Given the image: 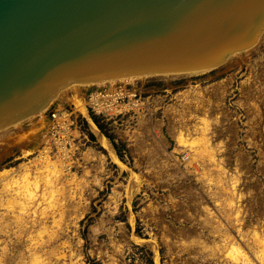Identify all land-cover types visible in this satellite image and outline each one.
<instances>
[{"label": "rangeland", "instance_id": "1", "mask_svg": "<svg viewBox=\"0 0 264 264\" xmlns=\"http://www.w3.org/2000/svg\"><path fill=\"white\" fill-rule=\"evenodd\" d=\"M263 68L264 29L252 46L210 69L140 75L68 90L80 93L92 124L71 99L59 96L46 109L67 110L69 128L61 137L47 132L46 109L1 128L0 170L9 167L11 173L0 177V256L4 258L0 264H20L19 258L28 260L37 254L44 256L45 264L232 262L222 247L231 238L224 241L223 234L206 233L210 225L203 220L209 219L221 231L227 229L244 245L234 229L238 223L230 224L233 216L230 220L225 215L228 193L220 183L206 180L209 172L215 175V164L179 144L173 134L183 125L191 134H199L197 125L206 111L213 120L211 146H219L215 156H222L226 167L223 185L231 174L241 172L237 190H253L239 201L245 204L257 195L255 181L264 190L260 132L250 139L249 127L255 123L253 111H264ZM95 90H102L104 96L100 105L91 107L89 93ZM95 128L108 138L114 153L103 146ZM219 140L224 144L219 145ZM239 153L244 158H237ZM46 160L56 168L49 173L51 185L44 182ZM26 172L30 180L38 178L32 198L14 194L15 186L3 185L10 175L19 179ZM257 220L252 224L259 228ZM43 228L47 231L39 237ZM190 231H200V239L191 240Z\"/></svg>", "mask_w": 264, "mask_h": 264}, {"label": "water", "instance_id": "2", "mask_svg": "<svg viewBox=\"0 0 264 264\" xmlns=\"http://www.w3.org/2000/svg\"><path fill=\"white\" fill-rule=\"evenodd\" d=\"M263 29L264 0H0V129L73 83L216 67Z\"/></svg>", "mask_w": 264, "mask_h": 264}, {"label": "bare ground", "instance_id": "3", "mask_svg": "<svg viewBox=\"0 0 264 264\" xmlns=\"http://www.w3.org/2000/svg\"><path fill=\"white\" fill-rule=\"evenodd\" d=\"M260 35V34H259ZM208 69V68H207ZM210 69V68H209ZM264 69V68H263ZM194 71V70H193ZM201 71V70H200ZM199 71V72H200ZM184 72H188V71H184ZM264 72V71H263ZM262 72V74H263ZM171 73H175V72H171ZM193 73V72H192ZM144 75H149V74H144ZM143 75V76H144ZM163 75V74H162ZM140 75H130V76H123V77H116V78H108V79H103V80H96V81H87V82H77V83H73L71 85H68L66 86L63 90H61L59 92V94H57V96L55 97L58 98L59 96L62 97V95H64L65 97L71 99L72 103L75 105V107L81 112L83 113L88 119L89 121L90 120V116H88V112L86 110V107H85V104L84 102L82 101V98L79 96L80 93H78L79 95L73 93L74 91H72V93H68V90L72 89V88H78L79 89V86L80 85H84V84H99V83H103V82H115L117 80H125L128 78H134V77H138ZM263 86V85H262ZM260 87V85H259ZM256 90V89H255ZM254 90V92H255ZM78 91V90H77ZM264 91V90H263ZM249 92V91H248ZM252 94V93H251ZM82 96V95H81ZM250 99V98H249ZM68 100V99H67ZM248 100V99H247ZM251 100H254V99H251ZM189 101V100H188ZM202 101V100H201ZM242 102V101H241ZM252 102V101H251ZM257 102V101H256ZM254 101V107H256L257 103ZM204 104V103H203ZM202 104V105H203ZM243 104V103H242ZM249 105V104H248ZM251 105V104H250ZM99 107V106H97ZM96 107V109H97ZM101 107V106H100ZM188 107V106H187ZM206 108V107H205ZM208 108V107H207ZM46 109V107H43L42 109L38 110L37 112L31 114V115H34V114H41L43 113V111ZM100 109V108H99ZM98 109V110H99ZM209 109V108H208ZM189 110V109H188ZM207 110V109H206ZM259 111L258 112H254L253 110V113L251 114L252 117H255V120L254 122L255 123H252L249 127L251 129V137L250 139L252 138V133H257L258 131L261 132L263 131L264 132V120H263V123H261V117L264 118V111L259 110V109H256ZM203 111V110H202ZM208 111V110H207ZM250 110V113L252 112ZM65 111H63V115L65 116ZM200 113V112H199ZM207 112L205 111V114L204 115H201L200 116V122L201 124L197 125L198 129H195L198 130L199 134H191L189 132V130H187L186 126L183 125L181 127H178L176 129H174V136L177 140V142L179 144H182V145H185V146H189L190 149H193V153L196 152L201 158L203 159H206L207 161L209 162H213L215 164V169L217 170L215 175H212L210 172H206L208 173L207 176V179L205 177V179L207 181H209L210 183L211 182H215V183H220V185L222 186V190L225 191L226 193H228V198H226L225 200V203L227 204L228 206V210L225 215L227 218H229L231 220V217L233 216L234 220L233 221H230V224H233V223H238L236 225V229L238 231V236L240 235L241 239H244V245H241V243L234 238V236H231L230 235V232H228L227 229H225V231H221L220 230V227H213V225L211 224V221H209V219H203L205 220L204 221V224H208L210 226H208L207 228V232L208 234H211V235H214L213 233H220V234H223L225 235L224 237V241H227L229 238H231V241H227L225 242L222 247L225 251V255L230 259V262L231 264H257L255 262V260L259 261L260 264H264V190L261 189L260 186H255L256 183L259 184V182H254L253 185V189H257V195L254 194L253 197L251 198H248L247 202H245V204L243 203H240L242 197L244 196H251L252 195V189H248V191L246 193H243L242 191H238L237 190V185L238 183L240 182L241 180V177H240V173L241 172H237L236 174H231V176L228 178V182L225 185L224 184V180L222 179V176L221 174L225 173L226 172V167H224L222 161L223 158L221 156V158H217L215 156V152L216 150H218V144L219 145H223L224 144V140H219L216 144L218 147L217 149H215L213 146H211V143H212V133L210 134V132L212 131L211 130V124H212V119H210L206 114ZM29 115V116H31ZM67 115V113H66ZM43 117V116H42ZM197 117V116H196ZM199 117V116H198ZM217 118H215V121L218 120V114L216 115ZM180 119V118H179ZM183 119V118H182ZM22 120V119H21ZM44 120V119H43ZM196 120V119H195ZM20 121V120H19ZM42 121V120H41ZM184 122V121H183ZM182 122V123H183ZM199 122V121H198ZM15 123V122H14ZM181 123V125H182ZM186 123V122H185ZM91 124H92V121H91ZM196 124V123H195ZM39 125V124H38ZM45 125V124H44ZM43 125V126H44ZM179 126H180V123H179ZM183 127H186L184 130ZM256 127V128H255ZM32 128V127H31ZM190 128V127H189ZM30 129V128H29ZM194 129V131H195ZM96 132L99 133V137L101 138V143L103 144V146L105 148H107L108 150H110L112 152V148L110 147V142L108 140L107 137H105L102 133H100L96 128L95 130ZM191 131V130H190ZM95 132V133H96ZM258 134V133H257ZM263 134V133H262ZM262 136V135H261ZM19 137V136H18ZM21 138V136H20ZM99 138V139H100ZM249 138V137H248ZM259 139V138H258ZM254 141V140H252ZM251 142V141H250ZM264 142V141H263ZM256 144V143H255ZM157 145V144H156ZM251 145V144H250ZM261 149L260 151L261 152H264V143L261 142ZM226 146V145H225ZM156 147V146H154ZM160 147V146H159ZM222 148V147H220ZM224 148V147H223ZM215 149V150H214ZM225 149V148H224ZM221 150V149H220ZM109 152V151H108ZM114 153V152H112ZM195 153V154H196ZM222 154V153H221ZM244 154V153H243ZM189 155V154H188ZM224 155V154H223ZM241 155V156H240ZM115 156V154L113 155V157ZM195 155H192L191 158H194ZM198 156V157H199ZM189 157V156H188ZM46 158V157H45ZM177 158V157H176ZM196 158V157H195ZM237 158H244V155L240 154L237 155ZM198 159V158H197ZM42 160V159H41ZM196 160V159H195ZM238 160V159H237ZM204 161V160H203ZM240 161V160H239ZM62 162V161H61ZM238 162V161H237ZM46 164L45 165V175H48L44 178V182L48 183V184H53V180L51 178V176H49V173L53 172V171H56V168L54 165L50 164V162L48 160H46ZM121 164V163H120ZM205 164V163H204ZM213 164V165H214ZM201 165V163L199 164ZM49 166H52V168H50ZM59 169V168H58ZM210 169V168H209ZM208 169V171H209ZM213 170V169H212ZM41 171V170H40ZM43 171V170H42ZM236 171H238L236 169ZM15 172V171H14ZM204 172V171H203ZM11 173V170L9 169V167L7 169H2L0 170V177H7L9 174ZM58 173V172H57ZM52 174V173H51ZM56 174V173H55ZM228 174V173H227ZM54 175V173H53ZM52 175V176H53ZM58 175V174H57ZM205 175V174H204ZM29 173L26 172L24 174H22L20 176L19 179H17V177H13V175H10L9 176V179H6V181H4V187L5 188H9V186L12 188L15 186V193L18 191L19 194H21L20 192H22L23 194H27L29 197L31 196H34L33 195V191L31 190V188H35L38 186V178H36L34 176V179H31L29 178ZM200 176V175H199ZM264 176V175H263ZM197 178V177H196ZM204 179V178H203ZM206 182V181H205ZM226 182V180H225ZM219 185V184H218ZM219 185V186H220ZM261 185V184H260ZM262 186V185H261ZM216 187V186H215ZM263 187V186H262ZM58 190L57 189H52L51 191L49 192H54ZM221 190V191H222ZM13 191V192H14ZM200 191V190H199ZM210 191V190H209ZM12 192V191H11ZM36 192V191H34ZM217 192V190H216ZM207 193V192H206ZM250 193V195H249ZM18 194V193H17ZM54 194V193H53ZM212 194V193H211ZM215 194V193H214ZM220 194V193H219ZM245 194V195H244ZM13 195V194H11ZM25 195V196H27ZM221 195V194H220ZM226 195V194H224ZM50 196V195H49ZM206 196V195H205ZM219 196V195H218ZM207 197V196H206ZM32 198V197H31ZM35 198V197H34ZM13 199V198H12ZM11 199V200H12ZM51 199V198H50ZM207 199V198H206ZM27 200H30V199H26ZM217 200H219L217 198ZM223 200V199H222ZM238 201V203H237ZM240 201V202H239ZM19 202V201H18ZM21 202V200H20ZM19 202V203H20ZM12 203V202H11ZM194 203V202H193ZM196 203V202H195ZM219 203V202H218ZM22 204V203H21ZM24 204V203H23ZM22 204V207L21 205L19 206L20 209H22L23 206ZM192 204V203H191ZM202 204V203H201ZM225 204V205H226ZM10 204H6V206H9ZM194 205V204H193ZM196 205V204H195ZM233 205L236 206L233 208ZM202 206V205H201ZM8 208H11V207H8ZM210 208V207H209ZM208 209V208H207ZM23 210V209H22ZM211 211V210H210ZM233 211V213H232ZM214 212V211H213ZM62 214V213H61ZM19 215V214H18ZM17 217H21V216H18ZM16 216V215H15ZM61 216V215H60ZM192 216V215H191ZM216 216V215H215ZM194 217V216H193ZM218 217V216H217ZM211 218V217H210ZM226 219V218H225ZM255 219H258L259 220V225L260 227L258 228V226H253L252 224V220H255ZM257 220V221H258ZM57 220H55L56 222ZM255 221V222H257ZM258 224V223H257ZM223 225V224H222ZM207 226V225H206ZM221 226V225H220ZM232 226V225H231ZM243 226H245V229H242ZM205 228V227H204ZM216 228V229H215ZM228 228V227H227ZM222 229V228H221ZM1 230H4L5 231V228H1ZM194 230V229H193ZM216 230V231H215ZM8 231V230H7ZM44 231H47L46 228H43V229H40L38 231V235H40L39 237H41V233L44 232ZM230 231V230H229ZM236 231V232H237ZM191 232V231H190ZM200 232V231H199ZM199 232L197 233H188V234H192V238L191 240H199L200 237H199ZM7 233V232H6ZM50 234V233H49ZM30 235V234H29ZM31 236V235H30ZM220 236V235H219ZM190 240V239H189ZM37 242V241H36ZM204 242V241H203ZM222 243H220L221 245ZM4 245V244H3ZM211 245V244H210ZM206 246V245H205ZM4 247H6L4 245ZM246 247L248 250L250 249L252 251V253H248L247 250H245ZM212 249V248H211ZM220 249V248H219ZM222 249V248H221ZM212 251V250H211ZM218 251H221V250H218ZM210 253H214V252H210ZM254 256V257H253ZM44 257V256H43ZM43 257H40L38 254L37 255H33L31 256L28 260H24L23 258H19L20 259V264H45V258ZM0 260H4L3 258V254H1L0 256ZM229 263V264H230Z\"/></svg>", "mask_w": 264, "mask_h": 264}, {"label": "built area", "instance_id": "4", "mask_svg": "<svg viewBox=\"0 0 264 264\" xmlns=\"http://www.w3.org/2000/svg\"><path fill=\"white\" fill-rule=\"evenodd\" d=\"M104 96L102 90H95L89 93V102L88 105L93 107L94 105H100L102 102V97ZM64 111L67 113V110L64 109ZM65 113V116L63 115V110L60 109H49L47 108L44 112V119H46V122L48 123L47 132L51 134L52 137H61L62 134H66L68 132V117ZM47 118H50V121H47ZM67 126V127H66Z\"/></svg>", "mask_w": 264, "mask_h": 264}, {"label": "flooded vegetation", "instance_id": "5", "mask_svg": "<svg viewBox=\"0 0 264 264\" xmlns=\"http://www.w3.org/2000/svg\"><path fill=\"white\" fill-rule=\"evenodd\" d=\"M262 119L264 120V118L261 117V123H263V120H262ZM262 133H263V134H262ZM261 135H262V136H261ZM257 137L260 139V143H261V142L264 143V142H263V141H264V132H263V131H261V132H260V135H258Z\"/></svg>", "mask_w": 264, "mask_h": 264}]
</instances>
